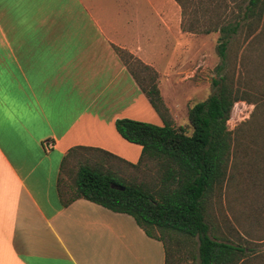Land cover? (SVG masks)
<instances>
[{
    "label": "crops",
    "instance_id": "obj_1",
    "mask_svg": "<svg viewBox=\"0 0 264 264\" xmlns=\"http://www.w3.org/2000/svg\"><path fill=\"white\" fill-rule=\"evenodd\" d=\"M182 36L176 0H0V264H166L132 216L66 206L59 180L77 148L139 163L116 122L164 121L123 56L154 70L162 94Z\"/></svg>",
    "mask_w": 264,
    "mask_h": 264
},
{
    "label": "trees",
    "instance_id": "obj_2",
    "mask_svg": "<svg viewBox=\"0 0 264 264\" xmlns=\"http://www.w3.org/2000/svg\"><path fill=\"white\" fill-rule=\"evenodd\" d=\"M176 1L185 17V1ZM245 2L246 5L233 22L217 29L220 33L218 53L222 59L217 69L218 79L213 81L217 90L207 101L197 103L190 109L191 134L184 128H176L169 119L170 113L163 101L158 75L147 83L146 77L141 78L137 69H152L126 54L123 56L126 64L132 69L134 78L152 107L163 119L164 126L130 119L116 122L118 133L126 141L142 147L138 164H130L108 152L91 148L72 150L62 164L59 191L66 206L77 199H85L112 212L132 216L150 238L165 244L166 264H171V254L164 238L157 236L156 232L169 239L179 236L197 242L199 264H239L248 255L247 248L243 246L213 238L206 213L209 196L216 186L225 183L232 158L235 157L234 133L228 127L232 110L240 101L253 102L251 94L235 88V81L228 69V52L233 40L241 34L249 38L264 30V0ZM132 59L139 67L132 64ZM255 104L264 108V99H258ZM259 127V131H264L263 123ZM80 151L98 153L105 159L120 161L134 168L155 162L158 175L155 182L128 183L105 162L93 163L89 160L77 171L75 196L69 199L64 190L62 173L69 160ZM257 155L264 161V150L257 151Z\"/></svg>",
    "mask_w": 264,
    "mask_h": 264
},
{
    "label": "rangeland",
    "instance_id": "obj_3",
    "mask_svg": "<svg viewBox=\"0 0 264 264\" xmlns=\"http://www.w3.org/2000/svg\"><path fill=\"white\" fill-rule=\"evenodd\" d=\"M184 1L187 8L185 17L182 15L184 36L180 40L182 57L177 69L179 75L163 79L162 97L163 101L175 108L174 116L168 109L169 119L174 126L184 128L191 134L190 109L197 103L207 101L217 90L213 81L218 79L217 69L222 64L218 53L220 33L217 29L233 22L246 2ZM263 32L259 30L249 38L241 34L230 45L229 74L235 81V88L251 94L253 102L240 101L232 110L228 127L234 133L235 157L232 158L225 183L215 187L206 205L211 236L247 248L248 255L239 264H264V161L257 155V151L264 150V131L258 130L261 123L264 125V108L255 104L258 99H264ZM133 63L137 66L132 59ZM137 71L141 78L146 77L147 83L158 75L154 70L147 71L142 67ZM185 98L188 103L184 102ZM89 160L93 163L105 162L128 183L155 182L158 175L155 162L134 168L120 161L105 159L98 153L80 151L69 160L62 173L64 190L69 199L75 196L77 171ZM156 235L164 238L171 254V264H199L197 242L179 236L169 239L158 232Z\"/></svg>",
    "mask_w": 264,
    "mask_h": 264
},
{
    "label": "water",
    "instance_id": "obj_4",
    "mask_svg": "<svg viewBox=\"0 0 264 264\" xmlns=\"http://www.w3.org/2000/svg\"><path fill=\"white\" fill-rule=\"evenodd\" d=\"M121 190H124V188H121Z\"/></svg>",
    "mask_w": 264,
    "mask_h": 264
}]
</instances>
